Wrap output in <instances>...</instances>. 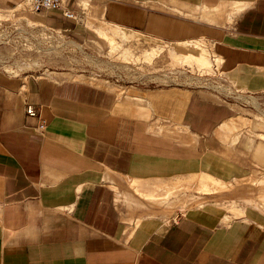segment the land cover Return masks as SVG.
<instances>
[{
	"label": "crops",
	"instance_id": "0c3cea01",
	"mask_svg": "<svg viewBox=\"0 0 264 264\" xmlns=\"http://www.w3.org/2000/svg\"><path fill=\"white\" fill-rule=\"evenodd\" d=\"M63 5L82 18L39 13L76 40H102L85 33L91 18L122 35L205 42L237 91L264 98V0ZM64 68L0 63V264H264V129L238 128L246 120L227 105L253 104Z\"/></svg>",
	"mask_w": 264,
	"mask_h": 264
},
{
	"label": "rangeland",
	"instance_id": "374dc122",
	"mask_svg": "<svg viewBox=\"0 0 264 264\" xmlns=\"http://www.w3.org/2000/svg\"><path fill=\"white\" fill-rule=\"evenodd\" d=\"M21 8L18 4L0 9V63L8 70L36 75L70 67L71 76L97 82L108 80L124 87L129 85L124 89L188 84L195 89L210 90L226 103H238L241 99L253 104L257 108L255 111L227 103L238 117L246 120L237 125L238 128L264 129V98H246L234 88L226 79L221 57L212 45L199 41L171 43L121 27L129 33L122 35L117 30L103 29L102 24H95L91 18L85 24L88 31H83L93 32V36L102 40L81 41L61 28L49 27L41 13L26 12ZM77 16L82 18L83 15ZM203 48L208 50L209 66H199L195 61L194 55ZM260 133L262 131L257 137L264 140Z\"/></svg>",
	"mask_w": 264,
	"mask_h": 264
},
{
	"label": "built area",
	"instance_id": "2783aa9c",
	"mask_svg": "<svg viewBox=\"0 0 264 264\" xmlns=\"http://www.w3.org/2000/svg\"><path fill=\"white\" fill-rule=\"evenodd\" d=\"M22 8L26 12H41L49 9H63L64 15L70 19L77 18V13L69 8H64L63 0H26L21 3ZM28 112L32 115L36 114V110L32 105L28 106ZM44 127V122L40 125Z\"/></svg>",
	"mask_w": 264,
	"mask_h": 264
},
{
	"label": "bare ground",
	"instance_id": "6f19581e",
	"mask_svg": "<svg viewBox=\"0 0 264 264\" xmlns=\"http://www.w3.org/2000/svg\"><path fill=\"white\" fill-rule=\"evenodd\" d=\"M194 58H195V61L197 62V64L199 66H209L210 65L211 61H210V57H209L207 48H203L202 51L198 55H194ZM220 61H221V59H220Z\"/></svg>",
	"mask_w": 264,
	"mask_h": 264
}]
</instances>
